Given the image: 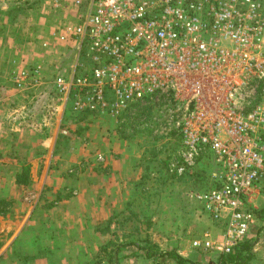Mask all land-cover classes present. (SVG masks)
Wrapping results in <instances>:
<instances>
[{
	"label": "built area",
	"instance_id": "2783aa9c",
	"mask_svg": "<svg viewBox=\"0 0 264 264\" xmlns=\"http://www.w3.org/2000/svg\"><path fill=\"white\" fill-rule=\"evenodd\" d=\"M49 6L66 17L42 47H69L72 67L49 77L43 64L15 68L16 89L44 86L58 105L119 126L142 108L151 111L153 134L178 139L168 162L177 176L209 151L212 184L190 197L225 226L193 246L234 253L256 226L251 207L264 186V2L49 0ZM80 60L89 63L84 73L76 72Z\"/></svg>",
	"mask_w": 264,
	"mask_h": 264
},
{
	"label": "rangeland",
	"instance_id": "374dc122",
	"mask_svg": "<svg viewBox=\"0 0 264 264\" xmlns=\"http://www.w3.org/2000/svg\"><path fill=\"white\" fill-rule=\"evenodd\" d=\"M37 2H34L35 12L39 8ZM43 11L46 14L41 24L39 16L32 17L28 23L33 20L34 24L29 27L25 24L29 17L15 16L16 31L4 30L5 23L0 17V110L13 102H26L27 94L19 92L11 81L15 68L43 64L44 74L49 77L56 68L67 71L72 67L69 47L51 45L50 50L42 47L56 23L50 6ZM15 42L18 46L13 48L11 43ZM41 49L45 51L44 56ZM78 64V73L89 68L84 60ZM63 121L66 125L61 127L59 149L69 147L68 135L83 138L87 128L78 126L79 122L91 125L94 131L91 142L85 145L86 159L69 168L71 175L78 176L86 170L103 174L108 167V149L122 151L121 160L115 159L116 165L128 170L121 176L112 175L115 182L110 185L109 198L115 206L110 209V218L103 220V201L98 197L101 201L95 212L99 213L100 220L91 223L96 217L86 207V199L91 196L86 190L80 192L79 199L58 205L50 202L34 208L28 216L23 210L16 217L6 196L13 183L11 163L0 158V264H230L224 260L225 255L193 246L194 241L204 236L218 237L223 228L190 197L191 193L212 184L215 168L209 151L185 176H177L169 171L168 162L179 147L178 139L153 134L149 110L140 109L135 117L119 126L110 119L76 115L68 104ZM63 130L67 131L66 135ZM11 145L7 140L0 144V157L7 155ZM110 155L118 156L117 152ZM94 177V184L102 182V176L94 174ZM68 182L70 179L66 178ZM66 193L71 194L65 191L62 196H68ZM46 195L55 197L53 193ZM154 255L157 257L153 258Z\"/></svg>",
	"mask_w": 264,
	"mask_h": 264
},
{
	"label": "crops",
	"instance_id": "0c3cea01",
	"mask_svg": "<svg viewBox=\"0 0 264 264\" xmlns=\"http://www.w3.org/2000/svg\"><path fill=\"white\" fill-rule=\"evenodd\" d=\"M34 2L35 0H0V17L5 23V27L2 28L4 30L7 28L8 31L15 30L18 27L15 16L29 17L28 20H25L28 27L34 24L33 20L32 23H28L30 18L39 16L38 22L41 24L42 16L46 14L43 10L49 8V0H38L37 12L33 10L36 7ZM65 17L63 13H55L56 23L53 25L62 24ZM55 21L53 20V22ZM16 41H18L17 38ZM11 46L16 48L18 45L15 42L11 43ZM42 52L44 56L45 51L42 50ZM58 58L62 57L58 56ZM58 58L57 60H59ZM46 89V87H40L33 92L26 93L24 104H14L13 102L12 105L0 110V144L6 140L12 144V147L6 151L7 155L0 157H4L2 160L10 161L9 168L13 174V183L7 189L9 192L6 196L12 203L16 217H19V212L23 210L27 211L26 216H28L34 208L42 207L44 204L52 202L58 205L79 199L80 192L83 191L84 193L86 190L91 193V196L86 199V207L91 212L89 214L96 217V220L91 223H99L100 220L99 213L95 212V208H98L99 201H101L98 197L103 201L101 202L104 211L102 218L105 221L110 218V209L115 206L109 198L110 185L115 182L112 180V175L117 173L118 176H121L128 170L120 164L116 165L115 159L121 160L122 151H114V148L108 149L109 158L106 163L108 164L106 171L104 170L103 174L94 173L96 176H102L103 179L100 184H94L96 178L89 170L78 176L71 175L69 168L86 159L88 148L85 145L91 142V136L94 135V131L91 129L93 127L89 124L82 125L79 122L78 126L87 128L83 138L77 136L74 138L72 135H68L69 147L59 149L60 131L63 129L61 127L66 125L63 121L66 106L58 105L51 99ZM72 111L74 110L72 109ZM74 113L80 114L76 111ZM5 115L6 121L4 120ZM107 145L110 146L111 144ZM111 152H117L118 156L111 157ZM111 165L114 167L111 168ZM24 170L26 172V184H17L16 177L20 176ZM66 178L70 179L67 184ZM88 178L91 179L88 181ZM82 180L84 182L81 183ZM65 191H69L71 194L66 193L68 196H62ZM47 193H53L55 197H48ZM251 208L256 216V226L236 249L242 259L238 264H264V186L254 198ZM69 223L68 221L67 224ZM218 223L223 225V231L225 224L223 222ZM242 246L245 249H241Z\"/></svg>",
	"mask_w": 264,
	"mask_h": 264
},
{
	"label": "trees",
	"instance_id": "16d2710c",
	"mask_svg": "<svg viewBox=\"0 0 264 264\" xmlns=\"http://www.w3.org/2000/svg\"><path fill=\"white\" fill-rule=\"evenodd\" d=\"M25 176H26V172L24 170V172L20 176L16 177V183L17 184H26ZM241 249H245V247L242 246ZM237 252L238 251L235 250L234 253L229 254V255H225L224 260H226V262H229L230 264H238L242 259ZM163 255H167V254L163 253ZM149 257H150V255H149ZM174 257L179 259L178 256H174Z\"/></svg>",
	"mask_w": 264,
	"mask_h": 264
}]
</instances>
